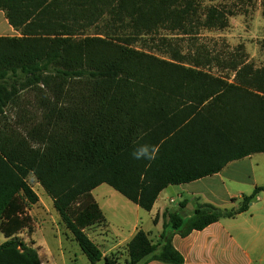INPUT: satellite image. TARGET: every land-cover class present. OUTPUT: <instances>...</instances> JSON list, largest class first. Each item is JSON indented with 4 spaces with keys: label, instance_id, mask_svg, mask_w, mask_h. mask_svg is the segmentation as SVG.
<instances>
[{
    "label": "trees",
    "instance_id": "16d2710c",
    "mask_svg": "<svg viewBox=\"0 0 264 264\" xmlns=\"http://www.w3.org/2000/svg\"><path fill=\"white\" fill-rule=\"evenodd\" d=\"M0 10L20 33L0 36V264H42L35 243L18 237L39 202L30 175L98 264L103 252L86 232L105 222L97 187L151 211L168 186L264 153V65L239 52L223 60L205 47L183 53L161 34L224 30L233 10L200 0H0ZM92 27L96 35L86 34ZM214 63L227 77L211 71ZM143 145L154 159L134 158ZM261 192L236 209L199 204L189 219L172 213L173 232L157 243L140 229L126 264H183L174 233L246 212Z\"/></svg>",
    "mask_w": 264,
    "mask_h": 264
},
{
    "label": "crops",
    "instance_id": "0c3cea01",
    "mask_svg": "<svg viewBox=\"0 0 264 264\" xmlns=\"http://www.w3.org/2000/svg\"><path fill=\"white\" fill-rule=\"evenodd\" d=\"M19 35L10 25L5 10H0V36ZM254 155L228 163L217 174L188 184L168 186L160 193L151 211H145L129 201L132 205L125 206L132 214H128L127 223L124 216H120L117 223L118 239L113 243L105 239V234L100 229L107 226L109 220L96 201L103 211L105 222L87 229L86 232L100 246L104 264L106 257L114 258L117 264H126L127 245L140 229L147 232L154 243L159 241L163 232L172 233L173 229L169 224V215L172 213H179L184 219H189L195 214L199 204H211L224 210L236 209L244 195H250L256 187L264 186V153H259L261 156L255 166L241 163L252 159ZM101 188L102 185L93 192ZM50 200L42 208V199L39 197V202L28 211L32 217L33 228L30 239L39 251L42 264H57L53 256L46 253L43 242L36 240L42 234L41 225L54 217L51 209L54 205L51 198ZM58 220L65 230L66 239L73 242L72 234L64 227L60 217ZM173 245L184 257L183 264H264V192L257 195L248 211L233 218L221 219L203 230H194L187 236L174 233ZM77 261L79 259L76 256L75 263ZM83 264L91 263L87 258ZM145 264L166 263L149 260Z\"/></svg>",
    "mask_w": 264,
    "mask_h": 264
},
{
    "label": "rangeland",
    "instance_id": "374dc122",
    "mask_svg": "<svg viewBox=\"0 0 264 264\" xmlns=\"http://www.w3.org/2000/svg\"><path fill=\"white\" fill-rule=\"evenodd\" d=\"M200 2L202 7L217 5L233 10L235 15L229 17L228 27L218 31L201 30L197 34L194 32L192 35L170 34L165 31H162L161 34L167 36L173 44L178 45L183 53H187L196 47H205L212 56H218L219 59L223 60L229 59L233 53L239 52L240 55L244 54L247 56L249 61L253 62L257 67L263 66L264 8L261 0H200ZM97 32V28L92 27L87 30L86 34L96 35ZM210 69L213 73L224 77H227V74H229L228 70L218 66L217 63H214ZM260 156L259 154L254 155L252 159L244 160L241 163L255 166ZM28 183L37 195L41 197L42 208L46 207V202L51 200L43 187L33 175L28 177ZM93 195L109 220L107 222L108 225L100 229L104 232L105 239L113 243L118 239L117 223L119 222L120 216L123 215L127 223L128 214H132L126 208L125 204H132L126 197L108 184H102V188L94 191ZM51 209L54 217L48 219V222L41 225L42 234H39L36 240L43 242L46 253L52 255L57 264H83L84 259L87 260V257L83 254L76 242H69L66 239L65 230L58 220L59 215L53 206H51ZM143 213L147 215L146 212ZM35 219L39 221L38 218L35 217ZM97 228L99 226L95 229ZM32 232L33 228L26 229L18 237L26 243L32 244L33 241L30 239ZM4 241L5 237L0 232V245ZM76 256L79 259L77 263H75ZM100 264H104V261H101Z\"/></svg>",
    "mask_w": 264,
    "mask_h": 264
},
{
    "label": "clouds",
    "instance_id": "9594fccd",
    "mask_svg": "<svg viewBox=\"0 0 264 264\" xmlns=\"http://www.w3.org/2000/svg\"><path fill=\"white\" fill-rule=\"evenodd\" d=\"M154 153L155 149H153L151 152L149 151V146L143 145L139 147L134 153L133 156L136 159H147L152 160L154 159Z\"/></svg>",
    "mask_w": 264,
    "mask_h": 264
}]
</instances>
